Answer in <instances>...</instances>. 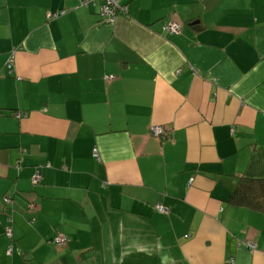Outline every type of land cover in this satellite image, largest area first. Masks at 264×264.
Wrapping results in <instances>:
<instances>
[{
	"label": "crops",
	"instance_id": "1",
	"mask_svg": "<svg viewBox=\"0 0 264 264\" xmlns=\"http://www.w3.org/2000/svg\"><path fill=\"white\" fill-rule=\"evenodd\" d=\"M120 2L0 0V264H264V0Z\"/></svg>",
	"mask_w": 264,
	"mask_h": 264
},
{
	"label": "built area",
	"instance_id": "2",
	"mask_svg": "<svg viewBox=\"0 0 264 264\" xmlns=\"http://www.w3.org/2000/svg\"><path fill=\"white\" fill-rule=\"evenodd\" d=\"M91 1H97V0H81L82 4H89V2ZM101 12H102V17L105 23L111 24L114 23L116 20V17L119 15V13L121 12H127V7L121 5L120 0H104V3L101 7ZM57 16V14L53 15ZM166 30L169 31L170 33H180L181 31V24L178 22H170L166 27ZM14 63V54H12V56L10 57V59L8 60V65L9 67L13 66L12 64ZM165 130L163 129V127L155 125L152 128V133L155 136H159L163 133L164 135ZM94 153L97 156L98 155V151L97 149H94ZM41 175L40 172H37L34 180L37 182L40 179ZM4 202L5 203H10L12 202L11 197H6L4 198ZM158 208L163 211L166 212L167 209L162 206L161 204L158 206ZM6 235L9 238H12V230L10 227H8L7 231H6ZM68 237L66 235L60 234L57 237H55L52 242L56 243V244H60V245H64L68 242ZM245 243H247L252 249H255L256 246L254 244H252L249 241H245ZM13 251V245H10L7 253L11 254Z\"/></svg>",
	"mask_w": 264,
	"mask_h": 264
},
{
	"label": "trees",
	"instance_id": "3",
	"mask_svg": "<svg viewBox=\"0 0 264 264\" xmlns=\"http://www.w3.org/2000/svg\"><path fill=\"white\" fill-rule=\"evenodd\" d=\"M103 3H104V0H103ZM82 5L88 6L89 4H82ZM102 5L103 4H101V7H102ZM124 13L125 12H121L119 14H124ZM100 14L102 15L101 11H100ZM50 16H51L50 18H54L53 15H50ZM55 17H57V16H55ZM101 22L105 23L103 20V17L101 18ZM170 22H168V24ZM168 24L163 25V30L165 32H169L165 28ZM181 33H182V25H181L180 33H175V34H181ZM12 54H14V52H11L9 54V57L6 61V66L9 69H11L13 67V66L9 67V65H8V60L10 59ZM12 65H14V63ZM163 129L165 130L164 127H163ZM166 134H167V131L165 130L164 135L162 133L159 136L165 137ZM97 151H98V149H97ZM96 157H98V155ZM229 202L236 205V206H246V207H249L253 210H260V211L264 212V178H249V177H245V176L239 178L237 181V184L234 188V191H233L232 195L230 196ZM5 204H7V203H5ZM68 240H69V238H68ZM54 244H56V243H54ZM10 245H13V244H10ZM56 245H60V244H56ZM13 250H14V245H13Z\"/></svg>",
	"mask_w": 264,
	"mask_h": 264
},
{
	"label": "rangeland",
	"instance_id": "4",
	"mask_svg": "<svg viewBox=\"0 0 264 264\" xmlns=\"http://www.w3.org/2000/svg\"><path fill=\"white\" fill-rule=\"evenodd\" d=\"M19 117L21 116V115H18Z\"/></svg>",
	"mask_w": 264,
	"mask_h": 264
}]
</instances>
